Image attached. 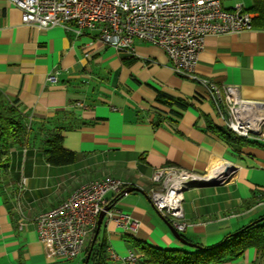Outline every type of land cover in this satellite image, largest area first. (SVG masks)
Listing matches in <instances>:
<instances>
[{
	"label": "crops",
	"instance_id": "crops-1",
	"mask_svg": "<svg viewBox=\"0 0 264 264\" xmlns=\"http://www.w3.org/2000/svg\"><path fill=\"white\" fill-rule=\"evenodd\" d=\"M22 18L20 9L0 0V107H14L29 129L22 146L10 142L0 155V264L84 262V254L67 261L52 257L34 220L80 186L107 177L139 190L113 205L140 221L131 242L115 223L103 224L108 247L118 256L111 259L108 251V264H145L132 240L155 249L190 251L150 200L157 169L205 174L214 165H226L231 171L226 183L185 192L190 228L183 236L194 244L219 246L264 219V140L222 138L217 129L227 128L224 101L216 104L199 82L176 75L166 53L155 46L138 42L130 54L104 45L97 30L77 36L62 27L40 30ZM196 71L264 104V28L208 36ZM55 75L57 82L49 81ZM160 95L167 104L159 102ZM59 134L63 147L77 155L71 165L52 166L44 156L45 142ZM19 206L27 218L23 230ZM219 264L263 263L256 249H248Z\"/></svg>",
	"mask_w": 264,
	"mask_h": 264
},
{
	"label": "built area",
	"instance_id": "built-area-1",
	"mask_svg": "<svg viewBox=\"0 0 264 264\" xmlns=\"http://www.w3.org/2000/svg\"><path fill=\"white\" fill-rule=\"evenodd\" d=\"M22 11L23 22L40 30L62 27L75 35L97 30L104 45L134 54L136 43L142 42L161 49L168 56L173 72L199 82L216 104L225 102L226 127L246 139L264 140V104L241 96L238 87H219L201 78L196 71L200 54L208 36L240 34L254 28L257 13L242 4L228 9L224 0H8ZM264 1V0H263ZM57 82V76H49ZM261 111V112H262ZM205 174L178 167L157 169L151 179L155 185L149 192L155 209L180 234L190 228L184 212V194L194 186L226 183L231 171L214 167ZM26 179L20 187L24 189ZM135 185L128 181L107 177L86 183L56 207L42 212L34 220L35 230L51 256L60 260H74L84 254L92 241L100 214L107 207L105 225L115 223L124 235L133 236L140 221L111 203L129 195ZM113 196L110 201L108 196ZM19 228L23 230L27 218L19 206ZM111 259L118 256L108 249ZM131 263L137 258L131 256Z\"/></svg>",
	"mask_w": 264,
	"mask_h": 264
},
{
	"label": "trees",
	"instance_id": "trees-1",
	"mask_svg": "<svg viewBox=\"0 0 264 264\" xmlns=\"http://www.w3.org/2000/svg\"><path fill=\"white\" fill-rule=\"evenodd\" d=\"M249 11L258 14L254 26L264 28V1L259 0ZM162 98L161 95L158 97L159 102L167 104ZM217 132L228 142H247L246 138L239 137L228 128L217 129ZM28 135L29 129L21 122V117L14 107L0 112V155L3 150L10 147V142L15 146H22L27 141ZM44 156L52 166H67L77 161L76 153L63 147V137L60 134L45 142ZM116 200L117 198L111 205ZM126 237L130 239L129 235ZM93 240L94 237L84 252L83 264H86L89 255L88 264H108V240L102 230L94 243ZM225 240L226 243L222 246L206 250L207 248L199 245L201 249L192 248L190 251L155 249L135 240H132V243L144 256L145 264H219L243 256L248 249H256L259 259L264 264V219L251 223L235 234L227 236Z\"/></svg>",
	"mask_w": 264,
	"mask_h": 264
},
{
	"label": "water",
	"instance_id": "water-1",
	"mask_svg": "<svg viewBox=\"0 0 264 264\" xmlns=\"http://www.w3.org/2000/svg\"><path fill=\"white\" fill-rule=\"evenodd\" d=\"M206 185H217V184H206ZM134 191H139L137 188H131L128 190V192H134ZM110 210V207H107L105 209V211H103L100 216H99V219H98V225H97V230H96V233H95V236H94V240H93V243L95 242V240L97 239V236L103 226V223H104V219H105V216H106V212ZM172 229V232L173 234L175 235V237L183 244V245H186L190 248H196V249H201V247L199 245H196L194 243H191L189 241H187L183 236L182 234H180L178 231H176V229H174L173 227H171ZM226 243V240H224L219 246H222ZM208 250V249H206ZM90 256V255H89ZM89 256H88V259L86 261V264H88V261H89Z\"/></svg>",
	"mask_w": 264,
	"mask_h": 264
},
{
	"label": "rangeland",
	"instance_id": "rangeland-1",
	"mask_svg": "<svg viewBox=\"0 0 264 264\" xmlns=\"http://www.w3.org/2000/svg\"><path fill=\"white\" fill-rule=\"evenodd\" d=\"M259 0H224L223 1V5L225 8H228V9H232L234 8L237 4H242L245 9H252L257 3H258ZM2 108L0 107V112L2 113ZM217 166H220V165H217ZM215 166V167H217ZM185 249L187 250H192L190 247L188 246H184ZM66 264H83V261H80V259H76L75 261L73 262H67Z\"/></svg>",
	"mask_w": 264,
	"mask_h": 264
},
{
	"label": "bare ground",
	"instance_id": "bare-ground-1",
	"mask_svg": "<svg viewBox=\"0 0 264 264\" xmlns=\"http://www.w3.org/2000/svg\"><path fill=\"white\" fill-rule=\"evenodd\" d=\"M261 111H262V109H258V112H260V113L263 115L262 117H264V111H262V112H261ZM262 120L264 121V118H263ZM215 166H217V165H214V167H215ZM214 167H212V169H211L212 171H214V170H213ZM226 168H227L226 165H224V166H223V169L226 170Z\"/></svg>",
	"mask_w": 264,
	"mask_h": 264
}]
</instances>
